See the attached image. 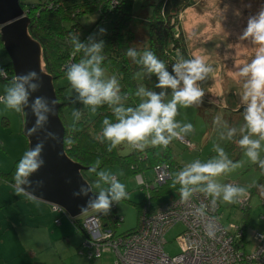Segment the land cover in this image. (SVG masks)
Instances as JSON below:
<instances>
[{"label": "rangeland", "instance_id": "1", "mask_svg": "<svg viewBox=\"0 0 264 264\" xmlns=\"http://www.w3.org/2000/svg\"><path fill=\"white\" fill-rule=\"evenodd\" d=\"M43 0H25V4H36ZM84 1V0H81ZM158 0H135L133 12L136 15L137 26H140L138 18L151 16L153 14L152 2ZM194 3L188 9L178 14L180 29L184 32L188 40V48L194 59L200 57L205 61V65L212 69L202 80L196 81L204 95L200 101L184 107L177 104V115L174 121L179 125L175 129L179 136L186 142L180 141L176 137L171 138L172 150L178 163L190 168L193 164L215 163L221 158L217 148L225 150L229 141L236 135L244 138L248 136L251 140H258L260 143L258 160L253 163L247 156V148L244 147L241 158L233 165H238L208 179V184H217L220 186V221L229 229L231 224L247 225L246 230V247L251 253L254 250V234L256 232L264 234V203L261 196L253 193V187L262 177L259 161H264V139L257 134H252L245 120V114L238 113L241 107H248L249 101H244V85L250 80L248 76H241V69L251 64L256 57L260 45L253 43L252 37L241 39L245 29L248 26L250 17H255L264 10V0H192ZM146 19V18H145ZM100 15L92 13L82 18L81 23L84 27L82 35L86 36L90 30L96 28L95 35L98 38L104 37L108 32L106 22L99 23ZM147 21L144 20L145 30ZM144 29V28H143ZM143 31V39L138 45H145L144 38L147 37ZM141 31V29H140ZM0 55L9 59L5 50L0 46ZM4 59V58H3ZM96 66H88L86 69L92 74L93 79L100 83L107 84L111 80L109 74L101 69V75L95 77L93 69ZM140 78V79H139ZM139 82L141 77L139 76ZM56 88L60 91L64 99L72 101L71 104L63 102L65 105L60 109V116L65 115L66 125H71L75 119L76 113L86 111L90 117L96 114V105L86 103V98L81 95L68 75L56 81ZM3 87V95L6 103L0 102L2 111L7 110L12 117L11 127L7 130H0V142L5 141V152L0 157L9 158L13 155L18 158H24L27 155V139L18 125L20 122L17 109L8 105L9 90L12 89L8 84H0ZM117 85V83H116ZM184 87L181 80L177 89H171L164 98V104H168L173 99L174 91ZM4 99V98H3ZM60 102V101H59ZM60 102V103H61ZM61 103V104H62ZM125 110L127 106H120ZM3 114H0V119ZM127 118L128 113L124 114ZM218 118V122H217ZM191 123L193 130L183 132L181 129L185 124ZM234 130V134L229 137V132ZM20 133V135L18 134ZM126 148L124 153L128 152ZM10 153L11 156L7 155ZM15 160V162L17 161ZM14 164V162H13ZM113 177L116 183L123 185L125 195L119 199L114 198L113 191L109 192L108 200L117 204L119 215L123 221L115 230L118 235L133 231L140 223L141 211L139 206L148 199V193L143 187L137 176L124 175L118 167L105 168L102 176L88 174V180L94 192H103L107 186H110ZM147 182L153 181L154 173L147 172ZM87 180V179H86ZM114 183V182H113ZM227 185L233 187H243L246 193L234 198L232 203L223 199V188ZM163 186V185H162ZM160 186V187H162ZM159 187V188H160ZM151 191V190H150ZM174 194H167L153 201L154 207L169 201ZM248 197V206L250 213L248 220L243 221V209L240 201ZM52 210L53 218L45 227L39 228L29 240L28 246L36 249V256L33 260L23 259L26 257L15 256L11 264H117V257L113 252L105 253L101 259L91 260L87 254L86 234L78 230L71 222L70 217L64 211ZM102 209H95L87 215L98 214ZM87 215L79 217L85 218ZM184 230L182 224L176 225L166 234L167 244L165 245L166 253L174 257L181 253L182 248L178 237ZM12 256V253H8ZM13 257V256H12Z\"/></svg>", "mask_w": 264, "mask_h": 264}, {"label": "trees", "instance_id": "2", "mask_svg": "<svg viewBox=\"0 0 264 264\" xmlns=\"http://www.w3.org/2000/svg\"><path fill=\"white\" fill-rule=\"evenodd\" d=\"M134 1L43 0L36 4L26 5L25 0H20L24 10H29L28 16L31 19L29 33L41 44L45 68L53 76L54 83L68 75L75 65H83L85 68L93 65L106 71L111 79H115L119 89V99L112 103L102 101L96 105L94 117H90L86 111H81L76 113L71 125H66L65 115L62 114L61 119L66 127L65 151L72 160L88 168L87 171L82 172L87 180L89 173L102 176L104 169L108 167L120 168L127 177L142 176L145 179L147 172L154 173L157 166H168L170 179L162 187L150 191L152 200L155 201L164 195L176 194L179 191L190 193L191 190H198L208 194L220 205V194L215 195L208 191L207 181L211 176L207 173L203 174L207 179L195 184L181 182V173L189 168L177 162L171 140L167 146L153 144L155 133H152L143 141L129 143L125 140L113 147V142L104 136V129L107 127L104 123L105 120L110 124L120 123L119 114L116 112L117 108L127 106L138 110L141 104L149 101V97L146 95L148 92L161 95V102L164 104L165 96L172 89L171 87L158 86L160 84L159 75L149 71V68L143 63L145 53L154 54L157 60L164 64L165 70L177 79L179 77L174 70L175 65L194 60L188 48L187 37L180 29L178 22V14L190 8L194 3L192 0L153 1V14L143 18L139 17L140 26L136 25L137 18L133 12ZM92 13L100 15L99 23L106 22L108 24V32L104 37L98 38L95 35L99 25L90 30L86 36L82 35L84 27L81 20ZM145 18H148L146 30ZM142 29L147 35L144 38L146 43L137 46L136 42L139 44L143 39ZM98 44L101 45L100 49L93 50L94 46ZM0 46L3 48L1 42ZM130 50L135 52V57L128 55ZM94 57L99 59H94ZM139 76L141 82H139ZM0 78H3L13 89L15 88L10 59H5L3 55H0ZM141 89L144 91L141 92ZM59 91L56 88L58 100L68 102L69 99L65 100ZM71 103L72 101L68 102V104ZM64 105L62 103V106ZM246 110V107H241L237 112L245 114ZM130 115L131 113H128V116ZM164 135L168 136L169 134L165 132ZM242 139L236 135L224 150L227 160L232 162L229 167L241 158L244 147H241L239 142ZM126 148L129 151L124 153ZM26 157L17 160L10 172L0 173V178L13 185L22 181V175L18 176V168L27 160ZM223 159V157L219 158L218 162ZM199 163L206 164L201 161ZM260 169L262 177L252 191L259 194L264 203V168L260 167ZM114 184L115 182L112 181L110 186L100 193L108 196ZM143 187L146 188L144 185ZM145 203L139 208L142 209ZM249 213V206L243 209V221L248 220ZM98 215L103 227L112 230H116L123 221L118 213L117 204L111 200H109L108 209H102ZM82 221L79 218L71 219L74 226L84 232ZM246 230L247 225H244L241 243L243 242L245 245L247 244Z\"/></svg>", "mask_w": 264, "mask_h": 264}, {"label": "clouds", "instance_id": "3", "mask_svg": "<svg viewBox=\"0 0 264 264\" xmlns=\"http://www.w3.org/2000/svg\"><path fill=\"white\" fill-rule=\"evenodd\" d=\"M252 37L253 43L260 45L256 53L255 59L251 64L244 66L241 71V76H248L250 80L244 85L245 91L243 93L244 101H249L245 120L247 127L252 134H257L264 139V10L260 11L257 16L250 17L248 26L245 29L241 39ZM101 45H95L93 50H99ZM129 56L135 57L134 51H129ZM94 59H99L95 58ZM143 63L149 68V71L155 72L159 75V87H171L177 89L180 81H183L184 87L178 91H174L173 99L168 104L161 102V95L153 92H148L149 97L147 103L140 105L138 110L128 108H117L116 112L119 114L120 123L110 124L107 120L104 123L107 127L104 129V136L113 142V147L121 142L127 140L129 143H136L143 141L150 134L155 133L153 144H163L167 146L172 137L179 138V133L175 131L179 125L174 121L177 115V104L184 107H189L200 101L204 95L203 91L196 86V81L204 79L205 75L212 71V69L205 65L203 58H196L190 61H184L174 67L179 79L171 76L164 67V64L157 60L151 52L145 53ZM95 77L101 75V69L96 67L93 69ZM35 75V73H33ZM68 79L73 86L81 92V95L86 98V103L91 105H98L102 101L109 103L115 102L119 99L118 87L115 79L109 83H100L97 79L92 78V74L83 65H75L68 73ZM141 92L144 90L141 89ZM26 101V93L22 86H17L9 90L8 105L16 108L19 111V105ZM36 104L39 106L40 101ZM131 113L128 118H125V113ZM42 119V118H41ZM218 122V118H217ZM193 125L191 123L185 124L181 131L191 132ZM167 132L169 135L165 136ZM234 134V130L229 132V137ZM241 147L247 148V156L256 163L258 160L257 149L260 147L258 140H251L245 136L240 142ZM220 156L224 159L215 162L201 165L200 163L193 164L185 172L181 173L180 180L184 184H195L201 180L207 179L203 174L207 173L210 176H217L229 170V165L232 163L227 160V157L222 148H217ZM35 156V153L32 154ZM260 166L264 168V161H259ZM238 165H232L233 168ZM36 164L32 159L25 160L18 168V176L28 175L31 171L36 169ZM220 186L217 184H209L208 191L219 195ZM114 198L119 199L125 195L123 185L116 183L112 189ZM223 199L228 203H232L237 196L244 195L246 190L243 187H233L227 185L223 188ZM184 197L188 196V192H183ZM95 209L107 210L109 207L108 198L101 194L99 200L93 202L91 205ZM211 236V233H209Z\"/></svg>", "mask_w": 264, "mask_h": 264}, {"label": "water", "instance_id": "4", "mask_svg": "<svg viewBox=\"0 0 264 264\" xmlns=\"http://www.w3.org/2000/svg\"><path fill=\"white\" fill-rule=\"evenodd\" d=\"M28 14L20 0H0V42L12 65L15 88L22 86L26 93V101L19 105L22 132L28 141L26 158L37 166L28 175H22V181L14 186L76 219L95 210L91 205L101 193L94 192L83 176L88 168L72 160L65 151L62 104L55 80L45 68L42 46L29 33Z\"/></svg>", "mask_w": 264, "mask_h": 264}, {"label": "built area", "instance_id": "5", "mask_svg": "<svg viewBox=\"0 0 264 264\" xmlns=\"http://www.w3.org/2000/svg\"><path fill=\"white\" fill-rule=\"evenodd\" d=\"M178 139L186 142L181 136ZM154 175L152 182L138 176L146 187L148 199L141 211L140 223L133 232L118 235L115 230L103 227L98 214L82 219L90 259L98 260L104 253L113 252L117 264H264V234H254L256 245L249 253L246 245L241 243L242 226L231 224L227 229L220 221V205L208 194L191 190L184 197V191H179L169 201L154 207L150 190L170 179V169L157 166ZM112 181L116 182V179ZM248 201V197L240 201L242 209L248 207ZM53 208L61 211L57 206ZM179 224L184 226L178 237L182 251L171 257L165 251L166 234Z\"/></svg>", "mask_w": 264, "mask_h": 264}, {"label": "crops", "instance_id": "6", "mask_svg": "<svg viewBox=\"0 0 264 264\" xmlns=\"http://www.w3.org/2000/svg\"><path fill=\"white\" fill-rule=\"evenodd\" d=\"M1 83H6L3 78H0ZM3 92V87L0 85V102L5 104L6 98ZM16 113L19 115L20 122L18 125L22 131L20 107ZM0 114H3L0 119V130L5 131L11 127L12 117L7 110L2 111L1 107ZM18 134L20 135V133ZM4 143L5 141L0 142V155L5 152ZM7 155L11 156L10 153ZM6 159L8 160L0 157V173L10 172L15 166V160H17L16 156L13 157V155ZM50 207L53 206L30 197L12 183L0 178V264H11L15 256L26 257L23 259L28 261L35 258L36 249L28 246V242L39 228H46L45 224H48L46 220L52 222L53 212ZM9 252L12 253L13 257L9 256Z\"/></svg>", "mask_w": 264, "mask_h": 264}]
</instances>
